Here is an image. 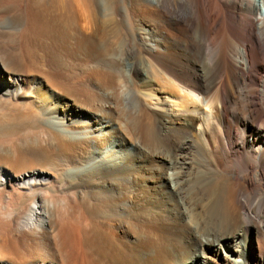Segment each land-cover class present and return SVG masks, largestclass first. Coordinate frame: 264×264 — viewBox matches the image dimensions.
Masks as SVG:
<instances>
[{
	"label": "bare ground",
	"instance_id": "bare-ground-1",
	"mask_svg": "<svg viewBox=\"0 0 264 264\" xmlns=\"http://www.w3.org/2000/svg\"><path fill=\"white\" fill-rule=\"evenodd\" d=\"M213 258L264 264V0H0V264Z\"/></svg>",
	"mask_w": 264,
	"mask_h": 264
},
{
	"label": "rangeland",
	"instance_id": "rangeland-1",
	"mask_svg": "<svg viewBox=\"0 0 264 264\" xmlns=\"http://www.w3.org/2000/svg\"><path fill=\"white\" fill-rule=\"evenodd\" d=\"M34 40V39H33ZM39 52H40V54H46V52L44 51V50H42V49H39ZM42 52V53H41ZM45 52V53H44ZM56 70V69H55ZM218 259H211L210 260V263H212V264H218ZM215 262V263H214Z\"/></svg>",
	"mask_w": 264,
	"mask_h": 264
}]
</instances>
